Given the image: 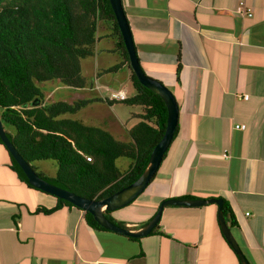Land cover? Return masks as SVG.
Returning a JSON list of instances; mask_svg holds the SVG:
<instances>
[{
	"label": "crops",
	"instance_id": "1",
	"mask_svg": "<svg viewBox=\"0 0 264 264\" xmlns=\"http://www.w3.org/2000/svg\"><path fill=\"white\" fill-rule=\"evenodd\" d=\"M241 3L245 13L238 14ZM122 4L142 68L176 97L179 132L145 190L109 216L138 231L165 199L221 197L235 214L239 226L229 228L245 254L253 256L250 264H264V0ZM98 44L102 51L91 77L112 65L104 63L103 53L112 51L114 42L100 39ZM129 76L128 70L102 76L94 87L82 88V97L117 91L134 95ZM238 124L245 127L238 129ZM10 163L0 145V264L241 261L226 242L215 203L165 206L153 234L130 239L94 229L76 207L36 213L39 206L54 207L57 197L20 181Z\"/></svg>",
	"mask_w": 264,
	"mask_h": 264
},
{
	"label": "trees",
	"instance_id": "2",
	"mask_svg": "<svg viewBox=\"0 0 264 264\" xmlns=\"http://www.w3.org/2000/svg\"><path fill=\"white\" fill-rule=\"evenodd\" d=\"M99 22L107 24L110 30L101 37ZM100 39L114 42L115 47L110 53L117 55V60L107 68L97 69L95 76H86L83 61L97 55L96 45ZM124 70L129 71V80L135 90L134 95L125 99L112 98L110 93L106 97L80 98L71 103L45 100L50 81L71 90L92 88L96 79ZM179 72L178 64L177 76ZM44 85H47L46 89ZM93 102L140 107L138 121L129 128L128 140L116 139L108 129L70 116ZM0 119L18 152L41 177L86 198L100 199L142 175L152 149L164 134L167 108L162 97L143 86L132 71L109 0H0ZM178 132L179 123L162 161ZM0 145L6 149L1 140ZM87 156L91 160L88 161ZM120 158L127 160L124 162L126 167L119 162ZM10 159L9 166L17 178L36 189L28 183L13 157ZM45 160L55 163L54 175L36 170L34 163ZM180 199L197 198L185 195ZM221 199L228 226L238 227L230 203ZM66 206L75 207L57 198L54 207L39 206L35 211L50 214ZM103 212L110 221L126 228L125 223L116 222L109 216L111 211L105 209ZM85 218L94 229L107 230L87 211ZM157 227L158 223L149 234ZM240 248L247 256L243 247ZM239 264L243 263L240 261Z\"/></svg>",
	"mask_w": 264,
	"mask_h": 264
},
{
	"label": "water",
	"instance_id": "3",
	"mask_svg": "<svg viewBox=\"0 0 264 264\" xmlns=\"http://www.w3.org/2000/svg\"><path fill=\"white\" fill-rule=\"evenodd\" d=\"M115 15L120 33L122 35L125 48L129 55V62L132 71L137 76L139 82L146 88L158 93L165 102L167 108V123L163 136L156 143L151 151L149 163L142 173V175L131 184L121 188L120 190L100 199H89L78 195L70 190L59 187L48 180L41 177L32 166L22 157L14 144L7 136L2 121L0 119V140L5 145L9 154L18 163L24 172L27 181L34 188L41 190L47 194H51L57 198L70 202L73 206L87 211L93 215L94 219L101 224L105 229L123 234L131 237H142L148 235L151 230L157 225L160 220L162 211L165 206L179 205V206H202L210 203H215L218 206L220 225L227 241L240 258L243 264H250L247 257L242 252L236 239L234 238L229 226L227 225L222 213V199L221 198H206L195 200H182L179 198H169L163 200L152 218V220L141 230L135 231L129 228L121 227L110 221L104 214V210L113 211L124 207L131 203L139 194H141L147 185L150 183L152 177L157 173L165 152L168 150L172 139L174 137L175 129L179 120V105L173 92L164 85L161 81L149 76L141 66L137 51L134 45L130 26L123 8L122 0H109ZM36 100L32 103L34 104Z\"/></svg>",
	"mask_w": 264,
	"mask_h": 264
},
{
	"label": "rangeland",
	"instance_id": "4",
	"mask_svg": "<svg viewBox=\"0 0 264 264\" xmlns=\"http://www.w3.org/2000/svg\"><path fill=\"white\" fill-rule=\"evenodd\" d=\"M98 30L99 33L101 32L102 34L105 33V31L107 33L110 32L108 25L101 24V22H99L98 24ZM96 51H98L97 55L101 54L100 51L102 50L100 48V44L96 45ZM103 56H105L104 59L105 64L106 63L113 64L117 59V55L110 52H104ZM95 58L96 57L94 58L88 57L86 60L83 61V70H84L83 72L86 76H89V72H91L90 71L91 68L94 67L96 63L97 64L99 63L97 58L96 59ZM47 85H48V89H46ZM47 85H44L46 89L45 100L47 101L64 99L65 101L71 103L77 99L83 98L82 95H84L82 89H76V90L73 89V91H68L65 86L59 87L53 81H50ZM50 86L51 89H49ZM113 89H118V88L114 87ZM103 93L105 94L106 91L104 90ZM109 93L110 92H108V94L106 95H109ZM131 93L132 91H130V94ZM140 111H141L140 107L138 106H129L123 103H119V104L115 103L114 105L109 106L103 102H93L70 116L72 118L80 119L88 124L98 125L100 127L102 126L108 129L116 139L125 141L130 138L129 128L138 121L137 115H134L132 113L133 112L140 113ZM126 161L127 160L124 158L119 159V162L122 163L123 167H126L127 163H124ZM34 165L37 171L44 172L48 176H52L55 174L56 165L53 161L50 160L36 161ZM14 183H16V180H13V184ZM246 255H247L246 256L247 259H249V262L250 259L254 261L253 256L249 252L246 251ZM252 264H254V262H252Z\"/></svg>",
	"mask_w": 264,
	"mask_h": 264
},
{
	"label": "built area",
	"instance_id": "5",
	"mask_svg": "<svg viewBox=\"0 0 264 264\" xmlns=\"http://www.w3.org/2000/svg\"><path fill=\"white\" fill-rule=\"evenodd\" d=\"M238 14H242V13H245V10L243 9V4L241 3L235 10ZM111 97L112 98H117V99H123L125 97V94H123L122 92H114L113 94H111ZM244 98H247V95H244L243 96ZM245 126L244 124H238L236 125V128L238 129H243ZM225 156V154H224ZM87 160H91V157L87 156L86 157Z\"/></svg>",
	"mask_w": 264,
	"mask_h": 264
},
{
	"label": "clouds",
	"instance_id": "6",
	"mask_svg": "<svg viewBox=\"0 0 264 264\" xmlns=\"http://www.w3.org/2000/svg\"><path fill=\"white\" fill-rule=\"evenodd\" d=\"M117 92H121V91H117ZM114 93V92H113ZM112 93V94H113ZM123 93V92H122ZM123 94H125V93H123ZM126 97H128V96H126V94H125V97L123 98V99H125ZM115 99H117V98H115ZM152 181V180H151ZM41 191V190H40Z\"/></svg>",
	"mask_w": 264,
	"mask_h": 264
}]
</instances>
